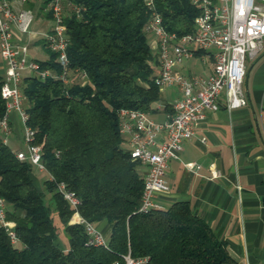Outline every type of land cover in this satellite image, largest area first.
I'll return each instance as SVG.
<instances>
[{"label":"trees","instance_id":"16d2710c","mask_svg":"<svg viewBox=\"0 0 264 264\" xmlns=\"http://www.w3.org/2000/svg\"><path fill=\"white\" fill-rule=\"evenodd\" d=\"M152 1L166 31L194 30L200 10L190 0ZM72 2L81 7L80 16L65 17L73 79L64 84L25 73L20 82L28 124L54 179H44L39 189L33 167L17 159L0 134V196L24 244L12 246L0 228V264H125L127 253L146 264H240L187 201L139 210L143 176L123 149L118 111L150 112L160 99L153 81L156 57L145 31L146 0ZM47 53L39 68L59 71L55 53ZM4 111L0 95V115ZM59 182L80 199L83 218L112 225L107 247L87 244L84 226L69 223L73 210L57 191ZM63 235L66 247L59 242Z\"/></svg>","mask_w":264,"mask_h":264},{"label":"built area","instance_id":"2783aa9c","mask_svg":"<svg viewBox=\"0 0 264 264\" xmlns=\"http://www.w3.org/2000/svg\"><path fill=\"white\" fill-rule=\"evenodd\" d=\"M25 1V0H22ZM200 13L194 19V30L177 35L165 30L160 13L154 10L153 1L146 0L150 18L145 31L153 35L158 73L154 84L158 87L176 85L180 96L169 105L171 114L166 121H155L149 114L138 109L122 108L118 111L119 132L124 138L123 149L132 161L146 168L143 172V189L139 210L163 208L159 197L168 191L165 179L168 161L176 157L182 141L193 138L195 124L206 118L207 111L220 108L219 97L224 92V106L227 111L247 104L243 90L246 74V58L264 48V0H190ZM47 11L51 18V28L45 34V47L55 53L59 71L40 69L36 60L28 54V45L16 42L15 33H29L35 18L31 8L15 9L12 0H0V56L6 64L0 95L5 111L0 115V134L2 142L8 144L12 132V114H17L20 125V138L23 150L15 155L27 161L39 172L53 176L47 171L42 158V148L35 143V130L28 124V113L23 106L20 82L27 71L41 79L53 78L64 84L73 79L74 69L67 55L68 36L65 17L71 12L80 16L81 7L72 0H47ZM213 50V51H211ZM196 54L203 60L213 59L211 73L206 77H190L176 70L182 61ZM86 74L79 80L84 83ZM161 137L157 138V135ZM192 171H198L199 164L185 163ZM213 176H219L213 172ZM236 189H241L236 185ZM57 191L73 210L70 224H82L86 233V243L107 247L108 241L96 225L79 212L81 202L75 192L64 182L57 183ZM6 201L0 196V228L4 230L12 246L23 248L15 222L7 218ZM125 264H146L145 258L123 256Z\"/></svg>","mask_w":264,"mask_h":264},{"label":"crops","instance_id":"0c3cea01","mask_svg":"<svg viewBox=\"0 0 264 264\" xmlns=\"http://www.w3.org/2000/svg\"><path fill=\"white\" fill-rule=\"evenodd\" d=\"M46 3V0H12L15 9L31 8L35 12L31 31L22 35L16 32L14 39L24 41L29 56L36 61L48 58L43 37L51 28V18ZM149 46L156 57L154 41ZM212 67V57L202 60L196 54L178 64L176 70L200 78L208 76ZM5 68L0 56L2 77ZM153 70L156 75L155 60ZM243 90L246 105L227 111L222 92L220 108L207 111L206 118L195 124L193 138L182 141L176 157L168 161L165 175L168 191L159 200L163 208L176 201H187L192 211L225 241L235 260L240 264H264V48L246 58ZM159 92L160 99L149 114L162 123L172 112L169 103L180 96V91L176 85H168L159 87ZM11 124L8 144L12 138L16 146H9L14 151L23 150L16 113L12 114ZM188 162L199 164V170H189L185 166ZM138 169L142 175L146 170L142 165ZM37 172L39 176L33 172L31 176L40 189L47 174ZM213 172L219 176L214 177ZM237 184L241 187L239 191ZM95 225L108 241L112 225L106 220Z\"/></svg>","mask_w":264,"mask_h":264},{"label":"rangeland","instance_id":"374dc122","mask_svg":"<svg viewBox=\"0 0 264 264\" xmlns=\"http://www.w3.org/2000/svg\"><path fill=\"white\" fill-rule=\"evenodd\" d=\"M147 39H148L149 44L152 45V42H153V35H152L151 33H147ZM9 145H10L11 147H13V148L16 146V143L14 142V140H12V138H10V140H9ZM32 172H33V174H34L35 176H39V174H38V172H37V170H36L35 168H33ZM62 233H63V232H62ZM59 242H60V244H61L62 246H65V245H66V238H65L64 235L61 236V237H59Z\"/></svg>","mask_w":264,"mask_h":264}]
</instances>
